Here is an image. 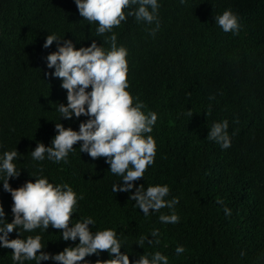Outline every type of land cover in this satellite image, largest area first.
<instances>
[{"label": "trees", "instance_id": "obj_1", "mask_svg": "<svg viewBox=\"0 0 264 264\" xmlns=\"http://www.w3.org/2000/svg\"><path fill=\"white\" fill-rule=\"evenodd\" d=\"M158 2L160 28L155 36L150 34L155 24L134 16L113 32L117 46L128 50L131 94L143 102L145 113L158 114L151 133L157 145L155 163L134 183L145 189L167 184L166 199L179 198L175 211L180 221L162 224L159 215L170 214L168 208L145 216L129 199L130 192H113L121 178L111 173L106 158L81 153L82 142L74 145L68 163L31 157L37 143L50 145L57 134L55 123L79 130L80 122L88 119L60 120L57 109L67 103V90L60 78L49 75L54 69L47 67L46 57L57 50V43L45 49L46 37L56 34L61 42L72 40L76 48L93 40L111 48L106 37L112 33L97 36L98 23L84 19L75 0H0V154L15 149L21 153L14 161L20 175L9 183L18 188L34 182L32 175L69 183L84 195L72 222L92 216L93 232L115 229L126 241L121 251L130 252V261L160 251L169 264H264V0ZM226 9L239 18L238 33L224 32L215 23L214 17ZM225 119L228 149L207 138L213 123ZM221 199L224 204H217ZM0 203L11 222L13 199L2 181ZM153 228L160 229L159 245L136 244ZM61 232L50 225L46 232L36 229L21 238L40 234L42 251L55 254L79 242L63 240ZM10 238H17V231ZM178 245L185 248L179 256ZM12 252L0 247V264H13ZM110 258L107 251L85 257L91 264Z\"/></svg>", "mask_w": 264, "mask_h": 264}, {"label": "clouds", "instance_id": "obj_2", "mask_svg": "<svg viewBox=\"0 0 264 264\" xmlns=\"http://www.w3.org/2000/svg\"><path fill=\"white\" fill-rule=\"evenodd\" d=\"M75 3L84 19L90 24L98 23L97 36L112 33L106 37L111 48L105 49L95 40L90 46L76 48L72 40L61 42L62 38L56 34L46 37L43 44L45 49L54 41L57 43V50L46 57L47 67L54 69L49 75L60 78L61 87L67 90V103H59L57 109L60 120H71L73 116L79 119L82 115L88 119L80 122L79 130L66 128L61 122L55 123L57 134L50 145L37 143L31 151V157L37 162L48 160L68 163L74 145L82 142L79 144L81 153L86 152L93 159L106 158L111 173L121 178L113 184V192H130L129 199L135 201V206L145 216L168 208L170 214L161 213L159 221L162 224H176L180 221L175 211L179 198L166 199L170 195L167 184L149 185L145 189L144 184L137 187L134 183L144 177L147 168L155 163L157 145L151 133L158 114L154 111L145 113L143 102L131 94L126 59L128 50L122 45L117 46V35L113 32L128 16H134L138 22L155 24L150 29V34L155 36L160 28L161 5L158 0H75ZM214 20L224 32H239V18L231 9L215 16ZM228 128L229 122L226 119L215 122L207 138L221 148L228 149L231 147ZM20 155L17 149L0 154V181L3 182V189L12 196L11 212L14 217L8 222L4 206L0 203V247L13 249V264H25L26 261L41 264L49 260L58 264H91L85 257L100 255L104 251L111 258L98 260L96 264H169V257L160 251L142 254L130 261V252L121 251L126 241L118 237L115 229L106 228L96 232L90 229V225H96L92 216L81 217L73 223V214L77 213L79 201L84 199V195L78 194L67 182L54 184L46 176L32 175L36 177L34 182L29 180L13 188L9 181L20 175L14 162ZM43 170L41 165L39 171L42 173ZM217 204L223 205L224 201L217 200ZM224 212L225 215H231V209L227 206ZM50 225L62 230L63 240L78 239V244L53 254L42 251L45 248L42 235L21 238L24 233H33L36 229L46 232ZM14 230L17 231V238L13 239L10 234ZM160 238V229L153 228L150 236H141L136 244L143 248L145 242L148 245H159ZM184 252L183 245L175 248L177 256Z\"/></svg>", "mask_w": 264, "mask_h": 264}]
</instances>
